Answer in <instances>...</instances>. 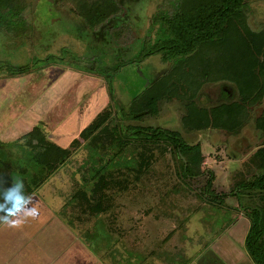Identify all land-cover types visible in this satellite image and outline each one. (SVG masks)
Wrapping results in <instances>:
<instances>
[{
    "label": "rangeland",
    "instance_id": "rangeland-1",
    "mask_svg": "<svg viewBox=\"0 0 264 264\" xmlns=\"http://www.w3.org/2000/svg\"><path fill=\"white\" fill-rule=\"evenodd\" d=\"M77 1L21 0L23 17L28 25L24 29L27 43L19 44L18 29L0 27V62L30 64L36 68L32 73L12 78L0 72V80H8V85L0 88V140L5 150L17 148L21 134L39 121L47 132H57V136L48 135V138L68 146L110 100L115 109L118 105L128 106L131 96L168 66L159 55L139 61L141 46H135L133 41L150 31L148 15L157 10L156 6L171 10L173 0H136L131 4L123 26L115 29L113 26L121 22H106L108 38L90 34L84 27L87 25L78 12ZM124 12L120 14L122 21L126 17ZM111 16L109 14L107 19ZM232 25L229 36L246 31L251 35L262 34L264 38V0H246L241 15ZM257 40H254L257 49L253 46L251 50L253 54L257 52L256 63L264 65V43ZM210 47L204 46L202 55L205 56ZM241 52L240 48L230 44L220 47L210 57L214 55L215 63L221 65L220 70H214V76L222 78L204 80L200 87H195V82L183 84V89L178 84L176 89L168 87L160 96L155 111L147 112L137 120L124 121L125 124L177 131L189 144L199 143L201 175L189 180L190 186L177 175L179 161L173 154L168 151L161 154L152 149L154 160L149 170L138 180L133 181L130 177L131 182L125 189H112V201L107 211L98 215L84 214L68 204L80 181L77 168L88 156V148L81 146L51 180L36 190L32 202L51 200L54 207L60 208L64 221L74 227V233L89 245L94 244L93 249L88 248L106 264H122L116 259L121 252L127 255L124 259L130 261L131 253L142 254L155 246L154 241L159 245L170 239L180 243L187 240L191 246L190 254L195 251L193 257L199 253L196 246L207 245L215 239L222 244H229L231 240L241 243L249 226L244 215L246 210L264 211V191L239 190L236 184L240 179L252 180L262 172L252 163L251 157L264 146V135L255 127L264 108V96L250 105L253 107L248 108L246 113H249L235 128L199 129L198 121L186 119L188 108L197 111L198 115L204 110L211 117L212 110L220 102L237 100L234 76L241 78L244 68L249 72L252 69L245 57L240 58L241 64L236 63ZM49 54L51 59L47 64L39 60ZM133 57L134 63H125ZM229 66L234 73L227 70ZM227 71L229 74L226 75ZM250 78L254 79L252 74ZM224 88L231 91V96L223 95ZM110 91L114 93L113 100ZM209 179L206 198L210 199L207 201L203 191ZM214 194L219 196L216 198L219 207L211 201ZM32 217H40L39 212ZM240 222L244 223L241 231H234ZM235 246L238 245L235 243ZM180 252L167 254L164 251L160 264H184L191 255ZM154 256L156 258L157 253ZM131 262L135 264V261Z\"/></svg>",
    "mask_w": 264,
    "mask_h": 264
},
{
    "label": "trees",
    "instance_id": "trees-1",
    "mask_svg": "<svg viewBox=\"0 0 264 264\" xmlns=\"http://www.w3.org/2000/svg\"><path fill=\"white\" fill-rule=\"evenodd\" d=\"M135 1L78 0L77 5L78 12L87 25L84 27L90 31V34L106 35L108 38L109 28L106 22L114 20L123 22L118 26H116L118 23L115 24L113 26L115 29L123 26L128 18L129 8ZM245 5L246 0H173L171 10L159 9L156 6L157 10L148 15L147 23L150 31L141 38L136 37L133 43H136L135 46H141L138 52L139 61L152 55H159L160 60L168 64L164 72L150 79L137 94L132 95L128 106L118 105V109H115L110 100L66 147L48 138L47 130L40 121L18 138L17 148L13 146L5 150L0 140V193L17 180L23 181L26 197L36 193L37 189L47 180H51L50 178L69 162L75 150L81 146L88 148V156L77 168L81 174L80 181L71 193L68 204L79 208L84 214L98 215L107 211L112 201V189H125L131 182L130 177L133 181L138 180L149 170L154 160L152 149L158 150L161 154L165 151L173 154L179 161L177 175L190 186L189 180L201 175L199 143L189 144L177 131L162 127L125 124L124 121L137 120L145 113L155 111L160 96L168 87L171 90L176 89L178 84L183 89V84L192 82H195V87H200L204 80L222 78L214 76V70H220L221 65L215 63L217 59L213 60L214 55L213 58L210 56L220 47L230 44L242 51L237 56L236 63L241 64L240 58L245 57L252 68L251 72L244 68L241 78L234 76L236 77L234 83L238 88L237 100L220 102L212 110L211 117L207 116L204 110L198 115L197 111L193 112L192 108H188L186 119L198 121L199 129L207 127L228 129L242 123L241 119L249 113H246L249 111L248 108L253 107L250 105L264 96V65L256 63L257 52L253 54L251 50L253 46L257 49L254 40L258 39L257 41L264 43L262 34L251 35L246 31L231 36L228 34ZM23 8L21 0H0V27L18 29L19 44L29 41H24L26 39L24 29L28 25L23 17ZM123 11L126 13L124 21L120 15ZM109 14L112 16L107 19ZM250 35L252 37L248 38ZM204 46H211L205 56L201 53ZM134 58L125 63H134ZM50 59L49 54L39 60L46 61L47 64ZM231 66L227 70L234 73ZM34 70L36 68L30 64L12 65L5 61L0 62V72H4L9 78L26 75ZM228 71L226 75L229 74ZM250 74L254 79L250 78ZM171 79L174 81L171 82ZM223 95L229 97L226 91H223ZM109 96L114 99V93L111 91ZM255 124L264 135V108ZM20 160L23 163L18 162ZM251 160L262 172L252 180H238L237 187L239 190L262 192L264 191V146L254 153ZM209 185L210 179L203 191L206 200V195H209ZM237 192L233 193L237 194ZM211 196L214 197L211 201L217 205L219 200L216 198L219 196L215 194ZM60 214L61 210L58 216L63 219ZM244 215L249 221L244 238L245 251L254 264H264V211L251 208L246 210Z\"/></svg>",
    "mask_w": 264,
    "mask_h": 264
},
{
    "label": "crops",
    "instance_id": "crops-1",
    "mask_svg": "<svg viewBox=\"0 0 264 264\" xmlns=\"http://www.w3.org/2000/svg\"><path fill=\"white\" fill-rule=\"evenodd\" d=\"M7 85V79L0 80V88ZM52 131H48V135L53 136L54 134L57 136L55 134L57 132ZM53 141L62 146L61 142ZM33 196L34 193L28 196L29 200H32L30 202L28 200L25 204L31 207L21 209L12 217V219L18 221L15 227L0 223V264H106L100 256L92 251L94 244L91 246L89 243L84 242L74 233V227L67 224L64 219H60L58 216L60 208L54 207L49 199L48 202L43 201L34 204L32 202L34 200ZM33 207L37 209L40 217L34 219L32 216L23 215L24 210ZM237 224L238 228H234V231H237V229L241 231L240 229L244 226V223ZM245 235L243 238H245ZM97 241L98 239L95 243L96 246ZM182 241L184 242L180 243L170 239L166 243L160 242L159 245H156L158 242L154 241L155 246L141 252L142 254L131 253L130 261L124 259L127 255L122 254V252L121 256L116 257V259L117 262L120 261L122 264H132L131 260L138 264H160V258L164 251L167 254H173L174 252L179 254V251H181V255H194L195 251L193 254H190L189 251L191 248L190 242L187 240ZM216 241L215 239L207 245L196 246L199 253L194 257L192 256L193 258L190 256V259L184 264H254L244 251V239L241 243L231 240L229 244ZM235 243L238 246H235ZM89 246L92 249L88 248ZM123 252L125 253V251ZM136 257L138 258L137 261L135 260Z\"/></svg>",
    "mask_w": 264,
    "mask_h": 264
},
{
    "label": "clouds",
    "instance_id": "clouds-1",
    "mask_svg": "<svg viewBox=\"0 0 264 264\" xmlns=\"http://www.w3.org/2000/svg\"><path fill=\"white\" fill-rule=\"evenodd\" d=\"M24 183L22 180L15 181L10 187L4 189L0 193V223H4L9 227H15L17 220L12 219L21 209L24 208L29 198L26 197L24 191ZM24 216L37 215L36 208H28L23 212Z\"/></svg>",
    "mask_w": 264,
    "mask_h": 264
},
{
    "label": "water",
    "instance_id": "water-1",
    "mask_svg": "<svg viewBox=\"0 0 264 264\" xmlns=\"http://www.w3.org/2000/svg\"><path fill=\"white\" fill-rule=\"evenodd\" d=\"M223 90L226 91L229 96H231V91L230 90H228L227 88H224Z\"/></svg>",
    "mask_w": 264,
    "mask_h": 264
}]
</instances>
